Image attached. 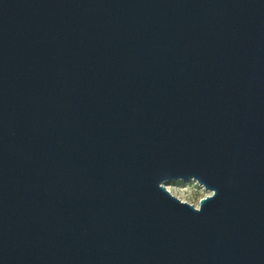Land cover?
Segmentation results:
<instances>
[{"label": "water", "instance_id": "1", "mask_svg": "<svg viewBox=\"0 0 264 264\" xmlns=\"http://www.w3.org/2000/svg\"><path fill=\"white\" fill-rule=\"evenodd\" d=\"M0 264H264V0H0Z\"/></svg>", "mask_w": 264, "mask_h": 264}, {"label": "rangeland", "instance_id": "2", "mask_svg": "<svg viewBox=\"0 0 264 264\" xmlns=\"http://www.w3.org/2000/svg\"><path fill=\"white\" fill-rule=\"evenodd\" d=\"M168 189L180 199L199 205L201 198L208 195V191L195 181L174 180L166 184Z\"/></svg>", "mask_w": 264, "mask_h": 264}, {"label": "clouds", "instance_id": "3", "mask_svg": "<svg viewBox=\"0 0 264 264\" xmlns=\"http://www.w3.org/2000/svg\"><path fill=\"white\" fill-rule=\"evenodd\" d=\"M206 187H207V186H206ZM207 189L209 190V191H208V198L205 199V200L202 202V204L197 205L195 208L189 206V207L192 208L196 213L201 212V211H202L203 204H204L205 202L209 201L210 199H213V198L216 197V195H217V191H216L215 189H209L208 187H207ZM176 201H177V200H176ZM179 203H180V202H179ZM180 204H181V205H184V204H182V203H180Z\"/></svg>", "mask_w": 264, "mask_h": 264}, {"label": "bare ground", "instance_id": "4", "mask_svg": "<svg viewBox=\"0 0 264 264\" xmlns=\"http://www.w3.org/2000/svg\"><path fill=\"white\" fill-rule=\"evenodd\" d=\"M167 188H168V186H167ZM169 190V189H168Z\"/></svg>", "mask_w": 264, "mask_h": 264}]
</instances>
